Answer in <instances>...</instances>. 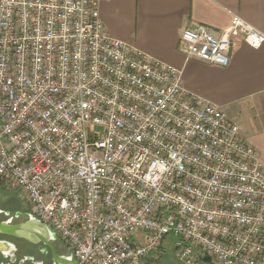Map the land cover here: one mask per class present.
Returning <instances> with one entry per match:
<instances>
[{
  "label": "built area",
  "instance_id": "obj_1",
  "mask_svg": "<svg viewBox=\"0 0 264 264\" xmlns=\"http://www.w3.org/2000/svg\"><path fill=\"white\" fill-rule=\"evenodd\" d=\"M101 0H0V186L78 264H264V164L183 71L111 38ZM264 34L240 17L184 30L218 68Z\"/></svg>",
  "mask_w": 264,
  "mask_h": 264
},
{
  "label": "crops",
  "instance_id": "obj_2",
  "mask_svg": "<svg viewBox=\"0 0 264 264\" xmlns=\"http://www.w3.org/2000/svg\"><path fill=\"white\" fill-rule=\"evenodd\" d=\"M99 11L111 38L183 71L185 88L224 110L264 164V45L236 40L224 69L188 62L179 50L187 28L224 32L234 17L264 34V0H101Z\"/></svg>",
  "mask_w": 264,
  "mask_h": 264
},
{
  "label": "water",
  "instance_id": "obj_3",
  "mask_svg": "<svg viewBox=\"0 0 264 264\" xmlns=\"http://www.w3.org/2000/svg\"><path fill=\"white\" fill-rule=\"evenodd\" d=\"M27 219L28 222L21 225H13V220L5 223H0V236L22 240L34 246L43 244L46 247H51L53 242L59 240L57 235L52 230L42 224L30 213L28 214ZM17 251L18 249H16V247L12 243L7 241H0V260H7V264H16L17 259H13L14 254ZM13 252L14 254L8 255L9 253ZM54 257V260L57 264H78L69 254L63 256L55 255ZM20 264L24 263L21 262Z\"/></svg>",
  "mask_w": 264,
  "mask_h": 264
},
{
  "label": "rangeland",
  "instance_id": "obj_4",
  "mask_svg": "<svg viewBox=\"0 0 264 264\" xmlns=\"http://www.w3.org/2000/svg\"><path fill=\"white\" fill-rule=\"evenodd\" d=\"M0 210L7 216L12 217L11 220H18L19 224H26L28 222L27 216L30 213V207L22 195L14 190H6L0 186ZM179 242V238L174 235L168 237L163 245V251L157 255V259H153L149 264H182L175 258V246ZM59 251H64L63 254L68 255V250L61 241L53 242Z\"/></svg>",
  "mask_w": 264,
  "mask_h": 264
},
{
  "label": "flooded vegetation",
  "instance_id": "obj_5",
  "mask_svg": "<svg viewBox=\"0 0 264 264\" xmlns=\"http://www.w3.org/2000/svg\"><path fill=\"white\" fill-rule=\"evenodd\" d=\"M12 219V217L7 216L5 213H3L0 210V223L8 222ZM19 221L16 219H13L12 224L18 225ZM0 241H7L12 243L16 249H18L17 252L9 253L8 255L14 254V259L16 260V264H20L21 262L24 264H57L54 260V256H63L66 254H63L64 251H59L58 247H56L54 244H52L51 247H46L43 244H40L38 246H34L32 244H29L22 240H17L14 238L9 237H2L0 236ZM13 251V250H12ZM10 251V252H12ZM7 264V260H0V264Z\"/></svg>",
  "mask_w": 264,
  "mask_h": 264
}]
</instances>
